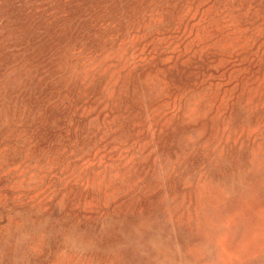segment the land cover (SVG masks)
<instances>
[{
  "label": "rangeland",
  "instance_id": "rangeland-1",
  "mask_svg": "<svg viewBox=\"0 0 264 264\" xmlns=\"http://www.w3.org/2000/svg\"><path fill=\"white\" fill-rule=\"evenodd\" d=\"M0 264H264V0H0Z\"/></svg>",
  "mask_w": 264,
  "mask_h": 264
}]
</instances>
